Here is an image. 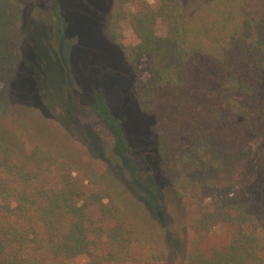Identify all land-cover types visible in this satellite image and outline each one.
<instances>
[{
    "label": "trees",
    "instance_id": "trees-1",
    "mask_svg": "<svg viewBox=\"0 0 264 264\" xmlns=\"http://www.w3.org/2000/svg\"><path fill=\"white\" fill-rule=\"evenodd\" d=\"M52 1L58 40L60 0ZM134 1L114 0L104 36L131 67L150 60L134 98L157 134V165L175 197L210 192L200 215L190 220L196 238L186 264H264V0H155V8L137 0V9L128 10ZM158 22L165 24L164 36L156 33ZM123 24L131 36H124ZM20 25L15 0H0V264H55L82 255L86 264L164 260L170 232L161 221V200L134 162L146 200L108 174L86 170L79 179L64 155L43 144L27 150L6 126ZM203 59L211 61L212 75ZM89 109L130 155L124 130L100 92L92 93ZM183 134L188 149L179 144ZM109 159L119 164L113 154ZM90 203L97 206L98 223L88 216ZM217 224L232 226L234 235L205 253L200 236ZM97 243L109 249L98 251ZM134 246L142 247L139 258L131 255Z\"/></svg>",
    "mask_w": 264,
    "mask_h": 264
},
{
    "label": "rangeland",
    "instance_id": "rangeland-1",
    "mask_svg": "<svg viewBox=\"0 0 264 264\" xmlns=\"http://www.w3.org/2000/svg\"><path fill=\"white\" fill-rule=\"evenodd\" d=\"M138 1L156 7L155 0ZM15 2L21 14V40L17 69L7 85L6 126L27 150L43 144L64 155L79 179L82 180L86 170L108 174L129 194L146 200L148 191L135 178L131 166V161L134 162L161 200L164 210L161 221L170 237L164 260L157 263L136 260L133 264H186L191 241L196 238L189 223L191 218L200 215L201 206L209 202L210 192L203 191L197 198L186 197L180 201L159 170L155 155L157 134L138 111L134 98L135 84L147 76L150 60L144 59L136 68L131 67L124 53L104 36L114 0H60L63 31L58 40L52 24V0ZM137 5L135 0L126 7L135 11ZM165 31V24L158 22L157 35L164 36ZM122 33L132 35L127 24L122 25ZM201 64L212 75L211 61L203 59ZM94 91L105 97L122 126L131 148L130 155L118 148L100 117L90 111ZM259 95L264 98V85ZM179 144L182 149L191 146L184 134L179 137ZM112 154L119 164L112 165L109 159ZM45 178L52 186L56 185L54 177L45 175ZM96 208L90 203L87 213L98 223ZM108 226L106 223L105 227ZM234 232L230 225L213 226L200 236L202 250L209 253L224 247ZM97 245L98 251L109 249L105 243ZM141 253L140 246L131 249L135 258ZM87 261L88 257L82 255L55 264H86Z\"/></svg>",
    "mask_w": 264,
    "mask_h": 264
}]
</instances>
